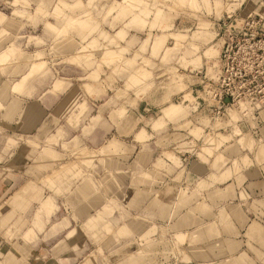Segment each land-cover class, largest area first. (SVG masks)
Returning a JSON list of instances; mask_svg holds the SVG:
<instances>
[{
	"label": "rangeland",
	"instance_id": "rangeland-1",
	"mask_svg": "<svg viewBox=\"0 0 264 264\" xmlns=\"http://www.w3.org/2000/svg\"><path fill=\"white\" fill-rule=\"evenodd\" d=\"M3 86L45 109L20 138L0 125L6 258L19 243L21 264L140 258L142 189H170L156 165L181 169L200 142L213 155L221 132L264 136V0H0ZM171 221L146 218V241L173 240Z\"/></svg>",
	"mask_w": 264,
	"mask_h": 264
},
{
	"label": "crops",
	"instance_id": "crops-1",
	"mask_svg": "<svg viewBox=\"0 0 264 264\" xmlns=\"http://www.w3.org/2000/svg\"><path fill=\"white\" fill-rule=\"evenodd\" d=\"M0 106L10 111L8 120H0V125L4 123L15 132V139L20 138V133H32L45 117L42 106L24 105L6 86L0 88ZM23 108L26 115L22 116ZM220 134L215 137L222 140L221 145L213 148V155L199 152L200 142L194 157L181 169L163 164L152 169L159 183L170 189L151 201L143 187L139 198L142 223H132V228L142 235L146 254L126 258L120 264H264V136L255 132H244L241 137ZM18 147L21 149V144ZM172 170L173 175L164 173ZM15 181L16 178H0V202L6 200L5 187L16 185ZM145 182L143 178V185ZM84 187L89 196L90 187ZM183 187L190 190L187 193L179 190ZM76 203L79 218L87 216L86 204ZM150 217L163 224L172 219L168 231L173 240L163 237L146 241V235L150 234L146 218ZM61 223L67 224L65 219ZM130 232V227H126V233ZM31 247L27 243L14 244L7 249L13 255L6 258L5 246L0 244V264H21L19 251ZM28 264H39L37 257L32 255Z\"/></svg>",
	"mask_w": 264,
	"mask_h": 264
}]
</instances>
